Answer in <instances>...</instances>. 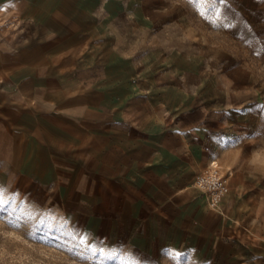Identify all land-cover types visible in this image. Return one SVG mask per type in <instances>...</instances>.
Returning <instances> with one entry per match:
<instances>
[{
	"label": "crops",
	"instance_id": "obj_1",
	"mask_svg": "<svg viewBox=\"0 0 264 264\" xmlns=\"http://www.w3.org/2000/svg\"><path fill=\"white\" fill-rule=\"evenodd\" d=\"M16 8L29 29L0 45V179L50 190L90 242L264 264V82L248 62L169 0ZM212 159L229 175L214 208L193 184Z\"/></svg>",
	"mask_w": 264,
	"mask_h": 264
},
{
	"label": "rangeland",
	"instance_id": "obj_2",
	"mask_svg": "<svg viewBox=\"0 0 264 264\" xmlns=\"http://www.w3.org/2000/svg\"><path fill=\"white\" fill-rule=\"evenodd\" d=\"M169 1L193 18L216 45L230 47L247 61L264 82V0ZM2 2L6 11L0 12V45L11 49L17 33L29 26L22 21L16 0ZM0 264L208 263L194 261L187 253L158 258L125 245L90 242L64 218L50 190L23 180L0 179Z\"/></svg>",
	"mask_w": 264,
	"mask_h": 264
},
{
	"label": "built area",
	"instance_id": "obj_3",
	"mask_svg": "<svg viewBox=\"0 0 264 264\" xmlns=\"http://www.w3.org/2000/svg\"><path fill=\"white\" fill-rule=\"evenodd\" d=\"M228 176L214 159L209 160L206 167L195 176L193 184L204 195L210 208L216 207L227 193Z\"/></svg>",
	"mask_w": 264,
	"mask_h": 264
}]
</instances>
